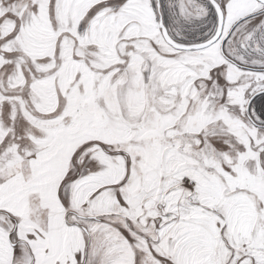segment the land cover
Returning a JSON list of instances; mask_svg holds the SVG:
<instances>
[{"label":"snow or ice","instance_id":"1","mask_svg":"<svg viewBox=\"0 0 264 264\" xmlns=\"http://www.w3.org/2000/svg\"><path fill=\"white\" fill-rule=\"evenodd\" d=\"M0 264H264V0H0Z\"/></svg>","mask_w":264,"mask_h":264}]
</instances>
